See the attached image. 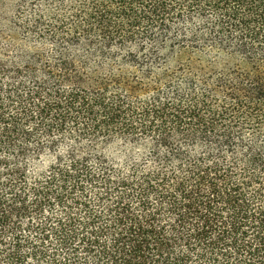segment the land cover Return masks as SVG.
I'll return each mask as SVG.
<instances>
[{
	"label": "trees",
	"instance_id": "16d2710c",
	"mask_svg": "<svg viewBox=\"0 0 264 264\" xmlns=\"http://www.w3.org/2000/svg\"><path fill=\"white\" fill-rule=\"evenodd\" d=\"M0 264H264V0H0Z\"/></svg>",
	"mask_w": 264,
	"mask_h": 264
}]
</instances>
